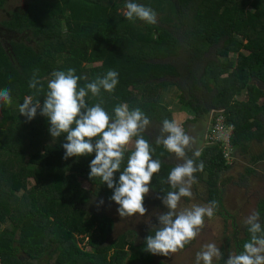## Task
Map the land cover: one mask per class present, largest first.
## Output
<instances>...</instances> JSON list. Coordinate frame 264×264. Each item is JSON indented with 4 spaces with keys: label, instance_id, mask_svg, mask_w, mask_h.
Here are the masks:
<instances>
[{
    "label": "trees",
    "instance_id": "16d2710c",
    "mask_svg": "<svg viewBox=\"0 0 264 264\" xmlns=\"http://www.w3.org/2000/svg\"><path fill=\"white\" fill-rule=\"evenodd\" d=\"M135 2L151 7L157 23L127 20L126 0H25L16 7L15 0H0V89L9 88L12 96L10 105L0 103V264H22L19 256L40 264L152 262L145 240L154 230L139 245L131 231L105 244L114 224L94 206L100 199L114 202L113 190L100 178L89 179L95 153L64 159L65 137L50 135L47 118L39 110L31 121L20 115L26 95L43 104L45 93L36 95L28 87L36 69L45 92L53 70L75 69L83 87L114 69L119 73L115 90L102 89L95 97L89 92L90 106L101 103L114 115V107L126 103L130 110L139 107L149 125L162 128L164 119L172 120L162 93L174 89L195 117L191 123L222 113L233 128V155H248L251 142L263 143L264 0ZM155 134L157 139L160 133ZM142 135L154 149L152 158L161 161L149 186L161 200L172 190L165 181L174 167L167 161L175 154L150 140L147 130ZM208 144L199 157L193 150L186 156L203 161V171L194 176L208 186L206 200L218 206L219 174L230 168L220 144ZM255 158L264 161V154ZM114 176L118 180L119 172ZM260 223L264 226V212ZM5 224L10 229L1 231ZM244 234L242 246L250 239L247 227ZM75 236L87 239L90 253L79 249Z\"/></svg>",
    "mask_w": 264,
    "mask_h": 264
},
{
    "label": "clouds",
    "instance_id": "9594fccd",
    "mask_svg": "<svg viewBox=\"0 0 264 264\" xmlns=\"http://www.w3.org/2000/svg\"><path fill=\"white\" fill-rule=\"evenodd\" d=\"M125 9L124 16L129 21L139 19L148 24L157 23V14L151 7L126 0ZM118 76L116 70L109 69L104 76H98L81 87L78 84L81 78L75 74V69L53 70L47 79L45 92L36 69L28 87L36 95L45 93L43 104L35 95H26L18 110L28 121L34 119L39 110V114L46 117L50 124V135L53 138L65 137L66 142L62 145L64 159L95 153L89 165V179L100 178L113 190L110 200L119 205L117 212L121 218L137 214L144 216L147 212L144 198L150 191L153 175L161 169V161L152 158L154 149L142 135L151 122L150 118L139 107L130 110L126 103L115 106L114 115H110L101 103L90 106L86 101L89 92L94 97L99 96L102 89L113 92L119 83ZM0 103H12L9 88L0 89ZM155 143L163 145L169 153L183 161L171 168L167 176L165 182L172 189L165 192L162 199L167 211L157 215L158 224L151 227L154 234H149L145 240V251L168 256L182 250L199 235L205 217L214 215L217 201L178 208L181 198L192 197L191 188L196 183L194 173L203 171L204 163H197L186 156V149L194 143V139L175 120H163L161 135ZM129 144L133 148L127 156L126 166L121 170ZM200 155L198 150L193 152L194 157ZM231 155L234 159L233 149ZM116 172H119L118 180L114 176ZM103 203V200L99 201V204ZM259 220V212L245 218L250 239L238 254L229 253L225 260L224 253L214 242L206 243L196 253L195 264H213L214 260L223 264H264V226Z\"/></svg>",
    "mask_w": 264,
    "mask_h": 264
},
{
    "label": "rangeland",
    "instance_id": "374dc122",
    "mask_svg": "<svg viewBox=\"0 0 264 264\" xmlns=\"http://www.w3.org/2000/svg\"><path fill=\"white\" fill-rule=\"evenodd\" d=\"M16 1H19L18 3ZM25 0H15L14 7L22 5ZM4 15L0 13V21L3 20ZM64 30V29H63ZM243 54L247 51L242 50ZM229 58H235L236 53H230ZM98 66V65H96ZM256 83V82H255ZM258 85V83H256ZM179 93L174 89H166L162 93V102L166 104L168 111L171 114L172 120H175L185 130V132L194 139V143L190 145L187 151H199L210 146L208 138L205 136L206 131H211L212 122L214 119L220 117L224 120L225 127L226 119L220 111L211 112L208 115L202 116L196 123H191L195 117L181 106L178 100ZM245 97L240 98L242 101ZM210 123V124H209ZM150 140H156V134L160 133L161 127L149 125L146 128ZM230 135L233 134V128L227 129ZM132 144L127 146L126 151H131ZM264 154V141L261 145L256 142L249 144V154L240 155L237 152V158L228 161L227 165L230 169L219 174L218 183L219 189L222 191L221 200L211 218L205 217V222L200 230L199 235L193 239L185 247L176 253H169L168 256L151 254V264H195V255L201 250L206 243L214 242L224 253V259L228 258L229 253L238 254L242 251V242L245 240L246 225L244 220L253 212H264V161L253 162V158L260 154ZM256 159V158H255ZM183 161L176 156H172L167 163L172 166L182 163ZM253 171L250 174L248 171ZM207 174L203 179H207ZM32 183V182H30ZM82 185V184H81ZM83 187L87 186L83 183ZM208 186L202 183H194L191 191L192 197H183L179 202L178 208L190 207L193 204L205 205L209 202L207 199ZM146 198V199H145ZM144 207L147 212L144 216L139 214L121 218L117 212L118 206L115 202H108L103 199L104 203H98L94 206L96 212L106 216L113 221L114 227L112 232L108 235L105 244H111L119 236L125 235L128 231L134 232L136 235L134 241L139 245L145 238L148 231H151L152 225H157V215L167 211V208L162 204V199L159 200L151 191L145 196ZM260 222V220H259ZM9 230L10 226L5 224L1 227ZM134 239V238H133ZM75 241L79 249L90 253L91 250L87 246V239L75 236ZM127 255L130 252L126 249ZM22 264H40L30 261L26 257H20ZM124 264H127L126 262ZM213 264H223L222 261H213Z\"/></svg>",
    "mask_w": 264,
    "mask_h": 264
},
{
    "label": "built area",
    "instance_id": "2783aa9c",
    "mask_svg": "<svg viewBox=\"0 0 264 264\" xmlns=\"http://www.w3.org/2000/svg\"><path fill=\"white\" fill-rule=\"evenodd\" d=\"M227 129H230V126L225 127L224 120L221 117L220 119L216 118L212 122L211 131H209L206 137L208 138V142L212 141L213 144H220L222 149H224L223 157L228 162L232 153V147L230 145L231 135L226 131Z\"/></svg>",
    "mask_w": 264,
    "mask_h": 264
},
{
    "label": "crops",
    "instance_id": "0c3cea01",
    "mask_svg": "<svg viewBox=\"0 0 264 264\" xmlns=\"http://www.w3.org/2000/svg\"><path fill=\"white\" fill-rule=\"evenodd\" d=\"M209 124H210V123H209ZM207 133H208V131H206V134H205V136H207ZM208 147H209V146H208ZM203 151H204V149L202 150V152H203ZM202 152H201V153H202ZM233 158H234V159H236V158H237V154H236V153L234 154ZM223 160L225 161L224 157H223Z\"/></svg>",
    "mask_w": 264,
    "mask_h": 264
}]
</instances>
